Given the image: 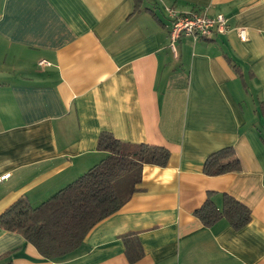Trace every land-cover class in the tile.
I'll return each mask as SVG.
<instances>
[{
	"label": "crops",
	"instance_id": "1",
	"mask_svg": "<svg viewBox=\"0 0 264 264\" xmlns=\"http://www.w3.org/2000/svg\"><path fill=\"white\" fill-rule=\"evenodd\" d=\"M133 7L0 0V177L9 174L0 214L21 198L40 205L96 165L101 132L170 152L166 167H143L138 191L65 259L44 260L0 228V264H130L126 233L143 250L133 264H264V0H139L131 15ZM166 7L222 14L230 31L180 38L174 56ZM229 146L241 171L204 175L207 156ZM210 193L219 209L222 194L245 205L249 223L204 227L193 212Z\"/></svg>",
	"mask_w": 264,
	"mask_h": 264
},
{
	"label": "trees",
	"instance_id": "2",
	"mask_svg": "<svg viewBox=\"0 0 264 264\" xmlns=\"http://www.w3.org/2000/svg\"><path fill=\"white\" fill-rule=\"evenodd\" d=\"M133 2L131 15L139 11V0ZM96 149L104 153L96 165L36 207L24 198L17 200L0 214V228L22 236L44 260L65 259L80 248L94 226L119 211L138 191L145 165L164 168L170 157L164 147L125 143L109 132L99 134ZM241 169L231 146L211 153L203 164V174L209 177ZM212 194L193 212L204 227L225 219L238 231L249 223L251 212L245 205L222 194L219 209L211 199ZM121 240L130 264L142 258L143 250L136 233H126Z\"/></svg>",
	"mask_w": 264,
	"mask_h": 264
},
{
	"label": "built area",
	"instance_id": "3",
	"mask_svg": "<svg viewBox=\"0 0 264 264\" xmlns=\"http://www.w3.org/2000/svg\"><path fill=\"white\" fill-rule=\"evenodd\" d=\"M169 20L168 48L175 56L176 44L180 38L186 37L193 41L222 36L230 31L228 20L222 14L210 15L207 10L179 12L172 7L164 9ZM236 33L241 41H245L246 29L237 28ZM45 62H41L42 64ZM9 174L0 177V181L8 178Z\"/></svg>",
	"mask_w": 264,
	"mask_h": 264
},
{
	"label": "rangeland",
	"instance_id": "4",
	"mask_svg": "<svg viewBox=\"0 0 264 264\" xmlns=\"http://www.w3.org/2000/svg\"><path fill=\"white\" fill-rule=\"evenodd\" d=\"M215 37V36H214Z\"/></svg>",
	"mask_w": 264,
	"mask_h": 264
}]
</instances>
